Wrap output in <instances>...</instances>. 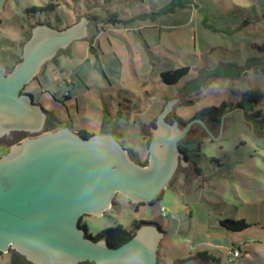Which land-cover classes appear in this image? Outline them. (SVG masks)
Here are the masks:
<instances>
[{
	"label": "rangeland",
	"instance_id": "rangeland-1",
	"mask_svg": "<svg viewBox=\"0 0 264 264\" xmlns=\"http://www.w3.org/2000/svg\"><path fill=\"white\" fill-rule=\"evenodd\" d=\"M49 3L56 8L28 10ZM83 16L91 20L87 36L60 49L23 89L75 131L109 134L147 166L149 127L170 101L179 96L163 120L173 125L181 117L179 131L199 109L229 105L214 130L204 121L215 137L200 121L192 123L179 144L201 139V150L185 163L177 156L159 198L136 203L117 192L102 216H81L88 232L118 224L131 229L143 220L162 232L159 264L203 251L214 264H264V131L248 108L236 106L244 91L254 90L262 96L254 110L264 111V0H6L0 63L10 72L41 23L63 29ZM181 66L190 71L178 83L162 81L163 71ZM10 136L0 137V157L23 138ZM227 218L249 226L230 230L221 224ZM232 249L240 256L229 262ZM18 254L3 253L0 264L22 261Z\"/></svg>",
	"mask_w": 264,
	"mask_h": 264
},
{
	"label": "water",
	"instance_id": "water-1",
	"mask_svg": "<svg viewBox=\"0 0 264 264\" xmlns=\"http://www.w3.org/2000/svg\"><path fill=\"white\" fill-rule=\"evenodd\" d=\"M6 0H0V14ZM81 22L57 29L41 23L32 30L23 57L10 72L0 63V137L14 131L33 135L12 145L0 157V257L11 248L32 264H159L162 232L155 225L141 226L134 237L118 247L94 240L80 226L84 214L102 216L117 192L133 202H152L173 178L177 156L188 157L179 142L195 121L215 137L200 118L182 131L164 117L179 102L170 101L150 126L149 164L132 160L109 134L84 137L69 127L44 130L47 110L23 89L60 49L86 37ZM1 31V19H0ZM224 116V115H223ZM222 120V119H221ZM180 264H198L188 258Z\"/></svg>",
	"mask_w": 264,
	"mask_h": 264
},
{
	"label": "trees",
	"instance_id": "trees-1",
	"mask_svg": "<svg viewBox=\"0 0 264 264\" xmlns=\"http://www.w3.org/2000/svg\"><path fill=\"white\" fill-rule=\"evenodd\" d=\"M55 8H56V4L49 3L45 6H32L28 10L30 12L37 13V12H49L54 10ZM259 49L262 52H264V38L262 44L259 46ZM189 71L190 68L188 66H181L173 70H166L161 73V79L167 84L178 83L184 76H186L189 73ZM261 100H262V96L260 93H257L254 90H247L243 92L242 99L237 103L236 106L241 108H248L251 111L249 115L260 123L264 131V111L262 109L254 110V105H258L261 102ZM228 107L229 105L227 102H223L220 105L203 107L195 112V114L193 115V119L200 118L206 121L208 124H210V128L214 130L215 126L221 123V119L225 114V112L227 111ZM47 113L49 114L48 121L46 122L47 130H54L55 128H60L63 122L60 121L53 113H50L48 111ZM177 118L180 122H183V119L181 117L177 116ZM80 133L86 138L91 137L93 135L86 131H80ZM150 142H151V137H149L146 140L147 146L150 144ZM179 145L181 151L188 157V161H189L191 159V154H190L191 151L195 155H197L198 152L201 150L202 140L201 139L197 140L195 146H194V142L187 143L186 141L181 142ZM190 146H194V147L190 149ZM196 171H200V169L196 167ZM80 223L81 226L86 230L87 236L93 238L96 241L105 240L111 247L120 246L121 244L125 243L126 241L134 237L137 230L141 226L145 224H150L146 221L141 220L136 222L131 229H127L123 225L118 224L114 227L105 228L93 236L88 232L87 224L82 221H80ZM221 224L230 230H236V231L246 229L249 226L244 219L235 220V219L227 218L222 220ZM19 256L23 260L20 262L13 260V264H30V261H28L24 256L21 255ZM190 258L201 259L204 260L205 262L216 261V259L213 256L209 255L207 251L199 252L196 256H192ZM183 261L185 260L176 259L173 264H180ZM79 264H96V263L92 260H86L80 262Z\"/></svg>",
	"mask_w": 264,
	"mask_h": 264
},
{
	"label": "flooded vegetation",
	"instance_id": "flooded-vegetation-1",
	"mask_svg": "<svg viewBox=\"0 0 264 264\" xmlns=\"http://www.w3.org/2000/svg\"><path fill=\"white\" fill-rule=\"evenodd\" d=\"M6 72H8L7 69H6ZM23 92H24V91H23ZM25 93H28V92H25ZM54 115H55V114H54ZM55 116H56V115H55ZM56 117L58 118V116H56ZM48 118H49V114H48V116H47V121H48ZM47 121H46V122H47ZM60 121H61V120H60ZM66 125H67V127L73 129V126H72L71 123H70V124L67 123ZM44 130H47V128H46V124H45V128H44ZM73 130H74V129H73ZM14 132L17 133V134H19V135H22L23 138L33 135V134H31V133H29V132H26V131H14ZM14 132H13V133H14ZM79 132H80V131H79ZM10 138L13 139V137H11V136H10ZM23 138H22V139H23ZM17 142H18V141H17ZM15 143H16V142H15ZM9 149H10V148H9ZM9 149H8V150H9ZM8 150L6 151V153L8 152ZM80 226H81V223H80ZM14 250H15V249L11 248L10 251H8L7 253H13ZM196 260H198L201 264H202V263H203V264H210V263L214 264L213 262H205L204 260H201V259H196ZM30 263H31V262H30ZM31 264H32V263H31Z\"/></svg>",
	"mask_w": 264,
	"mask_h": 264
},
{
	"label": "built area",
	"instance_id": "built-area-1",
	"mask_svg": "<svg viewBox=\"0 0 264 264\" xmlns=\"http://www.w3.org/2000/svg\"><path fill=\"white\" fill-rule=\"evenodd\" d=\"M162 211H163V209H162ZM229 256H230L229 262H233L235 257L240 256V250L239 249H232L229 253Z\"/></svg>",
	"mask_w": 264,
	"mask_h": 264
},
{
	"label": "crops",
	"instance_id": "crops-1",
	"mask_svg": "<svg viewBox=\"0 0 264 264\" xmlns=\"http://www.w3.org/2000/svg\"><path fill=\"white\" fill-rule=\"evenodd\" d=\"M62 122H63V123H66V124H67V123H71V122H68V121H67V122H66V121H65V122H64V121H62ZM71 124H72V123H71Z\"/></svg>",
	"mask_w": 264,
	"mask_h": 264
}]
</instances>
